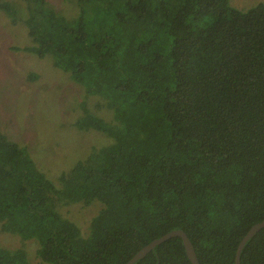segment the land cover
<instances>
[{
	"label": "trees",
	"instance_id": "obj_1",
	"mask_svg": "<svg viewBox=\"0 0 264 264\" xmlns=\"http://www.w3.org/2000/svg\"><path fill=\"white\" fill-rule=\"evenodd\" d=\"M24 1L28 50L51 55L105 98L114 123L87 116L76 124L114 143L57 187L0 133L1 230L38 239L49 264H126L182 229L201 264H235L240 241L264 220V4L77 0L66 16L47 0ZM94 200L103 207L83 235L59 204ZM0 264L34 263L24 248L0 246ZM134 264L192 262L172 237ZM241 264H264V228Z\"/></svg>",
	"mask_w": 264,
	"mask_h": 264
},
{
	"label": "rangeland",
	"instance_id": "obj_2",
	"mask_svg": "<svg viewBox=\"0 0 264 264\" xmlns=\"http://www.w3.org/2000/svg\"><path fill=\"white\" fill-rule=\"evenodd\" d=\"M74 1V2H73ZM77 0H47L66 16L74 14ZM230 5L246 11L264 0H229ZM0 133L18 143L57 186L61 176L96 149L111 145L114 139L94 128H81L76 121L87 116L115 122V112L105 98L89 94L85 85L54 63L51 55L40 57L28 50L32 38L26 23L24 0H0ZM72 17V16H71ZM103 204H59L63 215L73 220L83 235H88L93 217ZM0 246L24 248L34 264H49L38 256L36 238L1 230Z\"/></svg>",
	"mask_w": 264,
	"mask_h": 264
},
{
	"label": "water",
	"instance_id": "obj_3",
	"mask_svg": "<svg viewBox=\"0 0 264 264\" xmlns=\"http://www.w3.org/2000/svg\"><path fill=\"white\" fill-rule=\"evenodd\" d=\"M264 228V220L261 222H258L254 224L249 231L246 233V235L242 238L240 241L237 252H236V258H235V264H241V253L246 245V243L260 230ZM172 237H181L184 243V246L186 248L187 255L189 259L191 260L192 264H201L199 261V258L197 256L195 247L187 235V233L182 229H176L172 230L163 236L154 239L144 247H142L126 264H134L139 259L145 257L149 252H151L157 245L162 244L166 240L172 238Z\"/></svg>",
	"mask_w": 264,
	"mask_h": 264
}]
</instances>
